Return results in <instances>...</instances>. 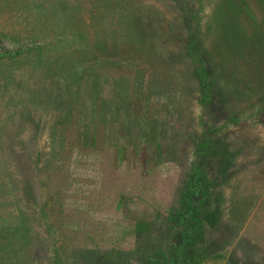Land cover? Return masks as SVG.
<instances>
[{
	"label": "rangeland",
	"instance_id": "374dc122",
	"mask_svg": "<svg viewBox=\"0 0 264 264\" xmlns=\"http://www.w3.org/2000/svg\"><path fill=\"white\" fill-rule=\"evenodd\" d=\"M154 250L264 264V0H0V264Z\"/></svg>",
	"mask_w": 264,
	"mask_h": 264
},
{
	"label": "trees",
	"instance_id": "16d2710c",
	"mask_svg": "<svg viewBox=\"0 0 264 264\" xmlns=\"http://www.w3.org/2000/svg\"><path fill=\"white\" fill-rule=\"evenodd\" d=\"M132 19H128L125 24L127 23V27L131 28L133 25V22L130 23L131 25H128L129 22H131ZM193 54V51L192 53ZM201 89H202V101H209L211 98V84H212V80L210 77V74L208 73L206 64L203 63V61H198L197 63V69L195 72ZM210 139L209 136L205 137L204 142L201 143L198 152L201 155L202 153H204L205 151H207L209 149L210 146ZM201 165L198 164V162L195 164V166L192 168L193 171L190 175V177H188V180L186 181V185H185V190H183V201H184V205L185 208L182 212H180V216L181 217H187V215L191 214L192 211L194 210V205H193V194L195 192V189H197L196 187L198 185L203 186L205 184L206 181V176L204 174L203 171H201ZM188 231L186 232V234H182L181 235V244H178L177 249H181L182 247H186V243L188 241H190L193 236V229L192 228H188ZM153 256L156 254V256H160L159 259H166L165 262H160L161 260L158 261H152L150 264H192L193 261H197L199 258V256L197 255H191L189 257H187L183 251H179L178 254H176L173 257H168L167 254L164 251L161 250H154L153 251ZM155 257V256H154ZM195 258V259H192ZM167 261V263H166Z\"/></svg>",
	"mask_w": 264,
	"mask_h": 264
}]
</instances>
